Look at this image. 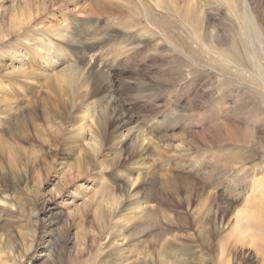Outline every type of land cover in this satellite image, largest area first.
I'll use <instances>...</instances> for the list:
<instances>
[{
	"label": "rangeland",
	"instance_id": "374dc122",
	"mask_svg": "<svg viewBox=\"0 0 264 264\" xmlns=\"http://www.w3.org/2000/svg\"><path fill=\"white\" fill-rule=\"evenodd\" d=\"M24 1L0 0V29L4 28L5 33H8L2 40L3 44L8 46L10 41L12 42L10 47L14 49L20 45V42L30 40L32 43L34 37L41 35L37 34L38 32L29 34L21 30L18 27L21 19L26 22L22 26L29 25L39 30L54 28L59 24L64 25L67 23L66 18L69 22H73V25L85 21L87 26L81 29L82 37L88 45L91 44V49H88L85 56L86 71L92 67L95 70H104L117 80L120 102L131 110L134 109L133 111L138 114L134 123L137 126L135 129L137 131L133 134L134 140L139 142L143 134L151 137V143L146 141L147 144L144 145L148 149L142 151L146 153L142 156L145 160L135 155L141 151L140 148L139 150L136 148V153L123 164L135 170L139 169L143 175H147L151 169L155 168V164H158L163 157H167L169 158L167 163L171 165L170 169L173 171H176V166L181 164L185 165V172L190 173L193 169H201L200 173L203 171L201 174L206 177L210 176L211 171L210 174H214L212 181L215 186H211L210 189L222 193L221 203L223 206H229L231 210L229 221L232 223L234 212L244 207L246 203L245 194L249 188L251 189V183L255 178L251 172L257 168V165L249 162V166L252 165L248 170L250 173H241V177H237L238 172L234 169L218 167L216 161L211 160L210 157L228 148L230 146L228 143L224 146L207 147L208 149L201 151L193 149L194 153L189 155V150H186L189 146L185 142L187 137L184 129L188 127L204 134L209 125L220 126L228 121L235 123L243 130L247 129L245 132L248 135L251 134V137L253 131L264 133V74L259 75L258 69L256 71L254 68L246 72L236 68L240 53L246 45L250 48H259L261 51L264 48V0H162L158 3L161 6H157V0H108L115 4L110 11H107V7L103 5L105 0H102L103 2L101 0H28L31 19H33L31 21L28 19V10L25 9ZM98 1L102 4L100 5ZM40 2H45V5ZM44 6L46 9H43ZM251 26L257 29V36H249ZM49 37L52 36L49 35ZM13 43L18 45H14L13 48ZM62 45L72 51L66 42ZM31 47L34 50L33 43ZM127 49L130 51L125 52ZM263 55L264 52L256 63L259 61L264 71ZM1 65H6V62L0 63ZM4 67H0V75H2L0 77L6 78L7 70ZM12 76L14 74L8 77ZM28 78L16 80L26 87L23 89L29 91V98L23 96L21 88H16L15 91L14 86L11 85L9 89H12L11 92L16 98L8 94L6 100L12 101L9 104L13 105L15 110L20 107L19 110H24L26 113L31 111L32 116L35 114L33 117L42 124L49 115L65 117L71 103L70 91L66 88L57 89L50 85L49 80L41 77L29 76ZM6 100H2L0 94V110H3L0 112V120L9 121L10 126L9 128L6 126L7 131L18 134L16 138L20 147L18 153L22 160V169L26 172V179L15 188L7 187L5 184L7 181H12L11 175L4 176L0 173V207H5L0 208V234L2 231H11L18 235V241L22 243L24 234L35 230L39 232L41 228L33 259L30 262L24 260L22 264H28V262L29 264H71L80 259H95L97 248L107 241L104 237L97 239L89 236L87 242L85 240L78 243L68 242L61 256H57L51 250L46 241V234L42 232L46 230L43 227L47 223L38 216L35 189L40 180L47 182L42 187V191L52 195L55 212L61 210L65 214L64 220L60 219L53 230L66 231V219L73 225V220L68 218L70 214L78 212V208L81 207L86 208L87 211L91 210H88L83 199L76 195V186L92 194L94 190L93 182H91L92 173L96 170H94V167L96 168L94 162L99 159L113 163L116 152L109 148L110 145H106L107 147L97 158L92 157L91 154L86 155L89 161V167H85L87 174L79 177V181L75 182L79 175L78 170L73 172L68 167L60 165V156L66 153L62 138L54 137L50 130L45 131L46 128L41 130V133L37 132L38 130H35L31 122L26 120L24 122L23 115L16 111L10 112L8 108H5ZM146 108L148 110L154 108V113L148 112ZM149 113L150 116H148ZM151 117L152 120L161 121L165 128L170 127L169 130H173L170 134H177L172 143L184 145L186 151L181 150L182 154H179L172 146H161L156 137L147 133ZM242 145L245 146L244 150H247L249 144ZM258 152L260 153L258 156L262 157L264 150H258ZM73 157L83 159V155L76 152ZM200 157H203L202 160ZM185 160L187 161L184 162ZM200 160L203 164H200ZM0 171L11 174L6 153L0 155ZM60 174L66 176L67 182L60 178ZM118 177L120 184L127 183V173L120 174ZM152 181L159 187L160 185L166 189L169 187L158 173ZM131 190H133L132 186ZM194 206L198 208L200 205L195 203ZM167 213L172 218H178L182 212L177 207H171ZM83 224L86 228L99 227L92 211L86 213ZM200 224L198 220L175 225L171 233L177 236L175 246H194L200 249L198 257L204 256L206 254L204 252L211 254L214 252L216 255L217 239L213 243L215 250H212L200 236L202 229ZM206 228L207 231H212L211 225H207ZM227 232L228 230L223 234ZM70 234L72 236V229ZM145 238L152 240L153 237L148 234ZM223 240L235 245L233 237ZM132 244L129 264H133L136 260V252L140 246L138 241H133ZM146 244H148L147 241ZM83 245H86V248L78 252ZM0 246L3 250L0 252V261L5 260L8 264H12L10 261L12 254L3 248L1 240ZM250 249L253 248L250 247ZM201 257L197 258V263L193 264L202 263ZM109 259L100 258L97 264H113L112 259ZM247 263L257 264L258 260L246 256V259H235L232 264ZM206 264L211 263L207 261Z\"/></svg>",
	"mask_w": 264,
	"mask_h": 264
},
{
	"label": "bare ground",
	"instance_id": "6f19581e",
	"mask_svg": "<svg viewBox=\"0 0 264 264\" xmlns=\"http://www.w3.org/2000/svg\"><path fill=\"white\" fill-rule=\"evenodd\" d=\"M157 1V6H161L158 3H161L162 0ZM102 2H99L100 5ZM24 3L25 9L28 10V19L31 21L33 19H31L28 0H25ZM42 3L40 2V4L45 5V2ZM103 5L107 7V11L115 6L114 3L108 0H105ZM43 9H46V7L44 6ZM66 20L67 23H64V25L59 24L54 28L39 30L33 29L29 25L28 27L22 26L26 22L21 19L18 25L21 30H25L24 32L27 31L29 34H36V32L41 34L33 39L34 50L31 47L30 40L27 42L22 41L20 45L13 43L12 47L18 45V47L15 46L16 48L13 47L14 49L10 47L12 42L10 43L9 40L8 46L4 45L2 40L5 39L4 37L8 33H5L4 28L0 29V42H2L0 43V63L6 62L4 66L7 70L5 73L6 78L0 77L2 100H6L8 94L15 97L14 93L11 92L12 89H9L11 85L14 86V90L21 88L23 96L29 98V91L23 89L25 86L16 80L18 78L19 80L20 78L23 79V77L28 78L29 76L49 80L51 86L57 89L66 88L71 93V103L65 117L60 118L59 116L49 115L45 118L44 116L43 124L42 122L38 123L39 121L33 117L35 114L32 116L31 111L28 114L24 110H19L20 107H15V110L13 105L9 104L12 101L6 100L5 108H8L7 110L10 112L16 111L18 114L23 115L24 122L25 120L31 122L35 130H38L37 132L40 131L41 133V130L46 128L45 131L48 130L47 132H49L50 130L54 137L62 138V142L66 146V153L60 156V165L68 167L73 172L78 170L79 175L77 179L75 178V182L79 181V177L87 174L85 172L87 168L85 167H89V161L86 155L91 154L92 157L97 158L107 147L106 145H110L109 148L116 152L113 163L99 159L94 162L96 165L94 170H96L92 173L91 182H93L94 188L92 194L89 191H83L78 185L76 186V195L83 199L84 205L88 207V210H91L87 211L86 208L81 207L78 208V212L70 214L68 218L71 221L73 220V225L72 222L69 223L66 219V231L53 230L55 229L53 227L57 225L60 219H63L65 214L61 210L55 212L56 208L53 206L52 195L42 191V187L47 182L44 180L39 181V185L35 189L38 216L48 224V226H46L47 224L44 225L43 229L46 228V230L42 232L46 234V241L49 243L51 250L57 256H61L68 242L78 243L82 240L87 242L89 236H94L97 239L103 237L107 239L97 248V254L94 255L95 259H80L73 261L71 264H97L100 258H110L113 264H129L128 260L131 257L133 241L140 243L136 252L137 258L133 264H193L197 263V258L201 257L197 256L200 249L190 245L175 246L177 236L171 233L175 225L200 220L202 227L200 236L212 250H215L213 243L217 239V254L204 252L206 258L201 254L202 259H200L203 261L199 264H206L207 261H210L211 264H232L235 259H246V256L256 258L258 260L257 264H264V154L262 157L258 156L260 154L258 150H264V133L253 131L251 137V134L248 135L245 132L247 129L243 130L235 123L232 124L228 121L223 122L220 126H207L208 128L204 134L193 131L188 127V129H184L187 137L185 142L189 146L186 150H189V155L194 153L193 149L201 151L207 147L224 146L225 143H228L232 148L230 146L224 148L215 153L214 157H210L211 160L216 161L218 167L228 170L234 169L238 172L237 177H241V173H250L248 170L252 165L249 166V162L257 165V168L251 172L255 175V178L251 183V189L249 188L245 194L247 196L246 203L244 207L234 212L232 223L229 221L231 219L229 218L231 212L229 206H223L221 203L222 193L210 189L211 186H215L214 181H212L214 174H210L211 171L209 173L211 177L201 174L203 172L200 173L201 169H193L189 173L185 172V165L183 164L177 165L176 171H173L170 169L171 165L167 163L169 159L167 157H163L158 164H155V168L151 169L147 175H143L139 169L135 170L125 166L124 161L136 153V148H140L141 151L135 155L145 160V157L142 156L146 153L142 151L148 149L144 145L151 143V137L143 134L138 140L139 142L134 140L133 134L137 131L135 130L137 126L134 123L138 114L133 111L134 109L131 110V108L120 102L117 80L104 70H95L93 67L87 71L85 69L86 52L91 49V44L88 45L82 37L81 29L87 26L86 22H78V25H73V22H69L67 18ZM249 34L250 37L257 36L258 31L255 26L249 27ZM49 35L52 37H49ZM44 36L48 37L45 39ZM63 42H66L73 52L62 45ZM128 51L130 49L125 52ZM263 52L264 48L261 51L259 48H250L246 45L240 53L237 62L238 67L236 68L245 72L253 68L256 71L258 69L257 73L263 76L264 71L261 64H259V61L256 63V60L262 57ZM10 73L14 74L11 78L8 77L11 76ZM14 77L15 80H13ZM26 86H28L27 83ZM1 111L3 112V110ZM147 111L154 113V108L147 109ZM148 116H150V113ZM152 116L154 117V115ZM150 119V127H148L147 133H151L156 137L161 146H172L176 152L182 154L181 150H185L184 145L180 143L174 145L172 143L177 134L175 135L172 132L170 134V131L173 130H169L170 127L165 128L161 121L152 120V117ZM6 126L9 128V121L0 120V155L6 153L8 156L11 174L4 171H0V173L4 176L11 175L12 181H7L5 185L15 188L26 179V172L22 169V160L18 153L20 148L16 140L18 134H15L14 131L8 132ZM43 126L44 128H42ZM47 140L49 139L47 138ZM247 143L249 146L247 150H244L245 146H241V144ZM75 152L82 154L83 159L82 157H73ZM245 152L249 154L246 156L247 153ZM203 157H200V159L202 160ZM200 164H203L202 161ZM124 173H127L128 181L120 184L118 175ZM157 173L169 185L168 190L163 185L159 187L152 181ZM61 177L66 178L64 174H60ZM65 180L67 182V179ZM131 186L133 190H131ZM195 203L200 206L196 208ZM171 207H177L181 210L182 213L178 218H172L167 213V210ZM0 208L4 209L5 207ZM91 211L99 227L86 228L84 226L86 213ZM207 225L212 226V231H207ZM71 229L72 236L70 234ZM226 230L228 232L223 234ZM40 231L41 228L39 232L35 230L24 234V240H21L22 243L18 241V235L15 233L11 231L1 232V244H3L6 251L8 250L12 254L10 258L12 264H22L24 260L30 262L33 259ZM148 234L153 237L152 240L145 238ZM231 237L234 238L235 245L228 244L223 240ZM146 241L148 244H146ZM247 246L253 249L251 250ZM85 248L86 245H83L78 252L83 251ZM1 251L3 250L0 248ZM215 258L218 259L215 260ZM0 264L8 263L1 260Z\"/></svg>",
	"mask_w": 264,
	"mask_h": 264
}]
</instances>
